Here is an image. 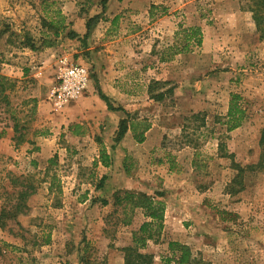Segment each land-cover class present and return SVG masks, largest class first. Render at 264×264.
I'll list each match as a JSON object with an SVG mask.
<instances>
[{
	"label": "rangeland",
	"instance_id": "374dc122",
	"mask_svg": "<svg viewBox=\"0 0 264 264\" xmlns=\"http://www.w3.org/2000/svg\"><path fill=\"white\" fill-rule=\"evenodd\" d=\"M149 1L154 19H124V35L133 43L124 51L134 58L141 52L143 64L166 76L154 92L165 96L157 101L140 94L129 100L136 103L132 114L151 118L165 133L147 160L127 156L123 165L147 192H164L166 204H175V218L166 224L170 231L164 227V239L149 240L145 250L154 255L152 264H179L180 251L171 250V241L190 247L192 261L185 264H264V37L249 0ZM64 2L0 0V73L10 79L0 91V211L10 210L19 190H33L23 212L1 219L0 264H125L123 248L145 220L137 209L129 212V225L122 223L124 209L114 193L105 184L97 188L106 171L94 160L100 143L86 134L81 140L69 136L74 126H83L73 110L83 108L88 119L80 120L87 126V120L93 123L100 115L92 109L98 103L87 89L57 108L50 98L57 66L39 71L32 55L43 47L46 34L59 40L49 21ZM76 4L88 17L98 3ZM165 16L171 25L162 23L167 28L150 33L148 26ZM191 25L202 27L203 43L162 61L175 31ZM65 36L60 40L66 49L83 43L76 39L71 44ZM232 93L240 94L245 119L229 131L224 122ZM204 116L206 125H201ZM94 132L101 140L98 125ZM220 142L233 157L222 155ZM171 165L174 175L166 172ZM240 167L244 188L231 193L241 187L234 182Z\"/></svg>",
	"mask_w": 264,
	"mask_h": 264
},
{
	"label": "crops",
	"instance_id": "0c3cea01",
	"mask_svg": "<svg viewBox=\"0 0 264 264\" xmlns=\"http://www.w3.org/2000/svg\"><path fill=\"white\" fill-rule=\"evenodd\" d=\"M160 2L164 3L165 0L152 1V3L155 4ZM76 3L77 0H65L64 9L62 10L67 17L66 21L68 24L64 32L68 33L69 30H75L80 34L79 37L75 39L69 38L68 35L65 36L71 44H74V41L80 39L87 31V19L100 11L98 4H95L98 10H96L94 6L93 13L86 17L87 14H81L77 11L78 9L76 10ZM150 8L151 1L149 0H109L103 17L94 24L88 39L85 41L80 39L83 42L82 45L76 44L72 48H64V46L61 45V42L65 43L60 40L62 38L61 34L60 37H57L59 40H55L53 45H45L32 54L35 62L38 61V63H40L39 68L42 70L39 71H43L44 69L50 71V68L55 65L57 66L58 60L62 56H67L75 61L83 62L91 69L92 77L89 82L87 94L89 98L98 103V106L92 109H95L93 111L100 115L93 118V123L87 120V126H84V121L80 119H88V117L83 114V108L73 110L76 114H80V118L76 116L74 119L83 126L82 128H80V125L74 126L69 136L72 140H81L87 135L89 139L99 144V139L95 138L94 130L97 128V125L101 128V135H103L101 138V145L105 146L107 153L111 156V165L105 166L99 161L100 149L95 153L94 156L96 157L94 160L98 162L97 165H101L106 169L105 175L107 178L105 180V190L111 193H114L118 189L133 188L149 191L146 187H142L143 183L136 177V174L133 173L132 176L127 174L123 162L127 156H133L141 162L144 158L147 160L149 156L153 155V151L161 145L165 133L164 129L157 125L156 122H153L151 118L146 119L145 117L138 116L139 119H144L150 124L149 129L145 133L144 141L139 142L131 129L127 131L120 141L115 140L120 120L126 116V112H132L137 109L136 105H134L136 103H132L129 97H137L140 96V94H145L147 95V99H151L149 94V84L151 80L166 79V76H161L163 73L160 74V72H156L151 65L142 63L141 57L143 54L141 52H135L134 55L137 54L139 57L134 58L131 55L128 57L126 51H124L130 49L131 45H133V43H129L124 35V33H127L124 19L127 16H131L135 23L136 21L143 22L144 19L146 20L149 17L154 19V11L152 10L151 14ZM170 22V17L168 16L159 17L148 26L150 28V33H154L158 29V26L167 28V26L162 25V23L171 25ZM135 23V27L139 28ZM123 30L126 31L123 32ZM160 32L164 34L161 29ZM144 36L146 37L147 35ZM149 41L150 39H145V43H149ZM134 46H136V44ZM136 47L138 48L141 46L137 45ZM70 49L72 50L70 51ZM32 63L33 62H30V65H32ZM144 88H146V90H144ZM99 90L110 97L115 107L121 106L124 109H109L106 101L100 97ZM133 101L137 102V99ZM166 172L173 175L176 174L174 171L169 170V168ZM174 206V203H167L165 231H170L166 224L174 222ZM191 208L192 207L189 206V210L195 213L197 208ZM162 236L164 239V235Z\"/></svg>",
	"mask_w": 264,
	"mask_h": 264
},
{
	"label": "trees",
	"instance_id": "16d2710c",
	"mask_svg": "<svg viewBox=\"0 0 264 264\" xmlns=\"http://www.w3.org/2000/svg\"><path fill=\"white\" fill-rule=\"evenodd\" d=\"M108 1L109 0H96L98 6L100 7V11L87 19V31L83 36L80 37L82 41L88 39L93 30L94 24L103 16ZM249 9L253 12V18L257 24L258 30L264 37V0H249ZM66 18V15L61 10H58L55 18L49 21V26L53 28V34L55 37H58L65 31V29H67L68 24ZM46 35L44 37L45 39L42 46L53 45L55 43V38ZM67 35L69 38L75 39L79 37L80 34H78L75 30H69ZM203 36V29L200 25H191L187 27L180 26V28L175 31L173 42L163 49L161 60H171L179 54L192 52L195 47L200 46L203 43ZM29 43L30 41H27L25 45H28ZM29 45L32 49H36V47L38 48V46H35L34 44ZM90 73L92 77L91 69ZM9 81L10 79L7 76L0 73L1 92L10 85ZM165 82L166 80H151L149 84V94L151 98L157 101L164 98L165 93L163 91H159L156 93L154 92L157 90L159 85L164 84ZM99 94L100 97L106 101L109 109H124L121 106L115 107L111 102L110 97L104 94L101 90H99ZM240 100V94H231L229 108L226 113V120L224 122L227 125V129L229 131L241 126L245 119V109L243 108ZM199 115L200 113L193 114L195 118L199 117ZM201 125H206L205 116L202 118ZM149 127L150 124L144 119H139V117L135 114H132V112H126V116L119 122L115 140L120 141L125 136L127 131L131 129L135 135V138L139 142H142L145 139V133L149 129ZM261 141L262 143H264V129ZM99 143L101 145V140H99ZM219 148H221V150H224V144L222 142L219 143ZM222 155L233 157V154H228L226 150L222 152ZM99 161L105 166L111 165V156H109V154L107 153L104 145H101L100 148ZM97 163L98 162L95 161V164ZM170 169L173 170L172 165ZM242 170L243 168L240 167L239 173L234 179L235 183H241V187L238 189H232L231 193H236L244 188V184H242ZM106 178V175L102 176L101 182L99 185H97V188H102V186H104ZM32 187L33 185L30 184L29 188ZM119 191H123L124 194H121V192ZM31 193H33V190H28V188L21 189L18 191L16 201L14 202L10 210L1 208L0 226H4L1 221L4 215L9 214L11 216H15L19 212H23L25 207H27L25 200ZM114 195L116 204L121 205L124 209L125 217L122 219V223L124 225H129L132 222V216L129 214L131 212H135L137 209H140L145 217V220L140 224L138 229L134 230L132 234V243L123 248L125 252V264H152L154 262V255L153 253L146 251L145 248L148 246L149 240H158L164 230L165 213L167 207L166 200L164 198V192H155L154 194H151L143 190L118 189L114 192ZM107 201L108 200H105V203H107ZM49 240L50 239H47V241ZM169 245L173 252L176 253L177 250L180 251L179 256L176 258L177 263L185 264L192 261V253L190 247L187 244L171 241ZM1 251L2 246L0 245V253ZM84 264H88V262H86L85 260Z\"/></svg>",
	"mask_w": 264,
	"mask_h": 264
},
{
	"label": "built area",
	"instance_id": "2783aa9c",
	"mask_svg": "<svg viewBox=\"0 0 264 264\" xmlns=\"http://www.w3.org/2000/svg\"><path fill=\"white\" fill-rule=\"evenodd\" d=\"M90 80L87 65L62 56L57 63L56 81L50 96L53 104L57 108L70 104L88 89Z\"/></svg>",
	"mask_w": 264,
	"mask_h": 264
}]
</instances>
